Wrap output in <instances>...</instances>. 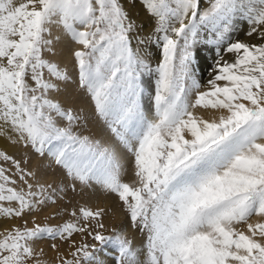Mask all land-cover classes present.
<instances>
[{
  "label": "snow or ice",
  "instance_id": "1",
  "mask_svg": "<svg viewBox=\"0 0 264 264\" xmlns=\"http://www.w3.org/2000/svg\"><path fill=\"white\" fill-rule=\"evenodd\" d=\"M125 3L0 0V221L23 220L0 227V264H51L41 240L57 264H104L109 246L114 264H264V0H141L150 31ZM240 19L254 42L233 40ZM53 25L79 45L75 82L110 139L60 99L70 76ZM9 147L60 175L42 181ZM88 191L117 197L139 245L105 234L103 208L73 203ZM48 206L69 219H23Z\"/></svg>",
  "mask_w": 264,
  "mask_h": 264
},
{
  "label": "rangeland",
  "instance_id": "2",
  "mask_svg": "<svg viewBox=\"0 0 264 264\" xmlns=\"http://www.w3.org/2000/svg\"><path fill=\"white\" fill-rule=\"evenodd\" d=\"M139 3V4H138ZM139 5V6H138ZM125 6L129 9L130 12H133L136 14V19L137 22H144L145 23V31H150L152 26V21L148 17L147 13L144 10V7L141 3V0H135L134 7L132 5L131 0H126ZM138 6V7H137ZM143 13V14H141ZM143 19V20H142ZM146 20V21H145ZM147 25V26H146ZM57 30L63 29L60 26L53 25ZM52 26V28H54ZM51 28V30H53ZM59 29V30H60ZM249 29V26L247 23L242 22L238 23L237 22V30L232 33V38L233 40L239 39L241 41H249V42H254V38H250L246 36V33ZM63 32L62 36H65L64 40L66 43V47H69L73 45V47L70 49V63L67 66L69 69L67 70L69 73V76L71 77L69 82L67 83L66 91L62 93L60 99L68 105H71L75 109H79V114L82 118L83 122V127L92 135H94L97 138H103V139H110V133L105 128L103 122L94 115L93 112V106L92 103L90 102L88 96L80 90L77 85H76V72L74 68V61L72 58V50L75 48L79 47V45H76L74 43L70 42V39L67 34L64 32V30H61ZM66 34V35H65ZM55 34L52 33L51 31V38L53 39L54 43L56 42L55 40ZM54 37V38H53ZM68 37V39H66ZM58 42H63L62 40L58 39ZM68 43L70 44L68 46ZM59 49V48H58ZM152 52L158 56V50L156 48L152 49ZM203 55L208 58L207 62L208 64L213 63L212 56L208 52H204ZM225 59L231 60L232 54L225 53L224 54ZM210 76V72L207 70H203L200 72V82L203 85L206 84L207 79ZM70 84V85H69ZM202 90L203 87H202ZM68 94V95H67ZM64 95V96H63ZM68 96V97H67ZM65 97V98H63ZM77 99V101H76ZM75 101V102H74ZM147 106V102H146ZM200 113V112H199ZM201 114V113H200ZM211 114V113H210ZM206 116V115H205ZM106 134V135H105ZM21 150V152H20ZM17 153V155H22L26 160H29V168H31L33 171L36 172L35 165H38L37 168L40 166V169L42 170V176L44 182L51 183L53 180L58 178L60 175L59 170L56 168L55 165L51 163V161L47 157H40L36 154H34L31 150H24L20 149ZM123 179L125 182H133L134 181V175L131 169V165L129 163L128 165V171L127 173L123 176ZM79 200L81 203L91 206L93 209L99 207L104 209V217H103V222L105 224V234L110 235L112 234L113 229L121 230L124 231L125 234L129 239L134 240L135 245H139L143 239L142 235L131 229L129 225V219H128V214L124 210V207L122 203L117 199V197L113 195H103L99 191L92 193L90 191L86 192L85 194L81 196H76L73 198V203H76V201ZM57 206H48L44 208L41 211H37L31 214V216H25L23 219L31 220L32 217L35 218L36 223L44 224L48 223L50 225H57L65 220L69 219V217L66 214H59L56 216V218H52L54 208ZM65 207H71V205H65ZM118 210L117 216L114 214V209ZM47 218V219H46ZM259 219V218H254V220ZM16 220V225H22L23 220L22 219H14ZM29 227L32 226V223L29 222L28 224ZM74 240L77 242L83 240H86L88 243H92L89 238L87 237H82L80 235H76L73 237ZM52 243L51 240H41L36 242V246L42 247L44 249V255L43 259L50 261L51 264H57L56 257L58 255L56 250H53L49 247V245ZM57 243H59L57 241ZM99 247V245H97ZM61 254L67 255L68 252L70 251V248L67 244H61L60 249H59ZM108 253V254H106ZM113 254L111 246L106 248L104 251H100L97 253L99 256L100 260L104 262V264H114V261L111 259V255ZM71 258V257H68Z\"/></svg>",
  "mask_w": 264,
  "mask_h": 264
},
{
  "label": "bare ground",
  "instance_id": "3",
  "mask_svg": "<svg viewBox=\"0 0 264 264\" xmlns=\"http://www.w3.org/2000/svg\"><path fill=\"white\" fill-rule=\"evenodd\" d=\"M138 1V0H137ZM139 4V3H138ZM139 6V5H138ZM137 6V7H138ZM141 14H143V13H141ZM143 20V19H142ZM146 21V20H145ZM238 23H242V22H245L244 20H242V19H240V20H238L237 21ZM246 23V22H245ZM152 24V23H151ZM57 26V25H56ZM147 26V25H146ZM54 27V26H53ZM151 28H152V26H150ZM52 28V27H51ZM53 30H51L52 31V33L53 34H55L54 36H55V40H56V42L55 43H53V47H54V49H55V51H56V53H57V55L55 56V57H53V59L55 60V61H57V62H59L60 63V65H61V67H66V68H68L67 66L69 65V63H70V49L73 47V45H72V47H71V45L68 43V46L69 47H66L65 45H66V43H65V36H62V34L63 33H61V32H63V31H61V30H63V29H56L55 27L54 28H52ZM66 35V34H65ZM67 36V35H66ZM59 38L60 40H62L63 42H58L57 41V39L56 38ZM54 38V37H53ZM66 39H68V37L66 38ZM59 48V49H58ZM74 48V47H73ZM67 70H69V69H67ZM71 78V77H70ZM68 85V84H67ZM70 85V84H69ZM62 95V94H61ZM68 95V94H67ZM64 96V95H63ZM68 97V96H67ZM63 98H65V97H63ZM66 99V98H65ZM76 101H77V99H76ZM75 102V101H74ZM198 112H200L201 114H203V115H210V113H208V112H203L202 110H198ZM106 135V134H105ZM0 144H4L5 146H7L6 145V143H5V141H3L2 139H0ZM20 149H17V148H12V147H9V151L10 152H13V153H15V154H17L18 153V151H19ZM20 152H21V150H20ZM37 166L38 165H35V168H36V174H37V177L39 178V179H41V180H43V176L41 175L42 174V170L40 169V166L37 168ZM129 183H131L130 181H129ZM114 214L117 216V214H118V210L115 208L114 209ZM16 225L17 223H16V220H14V219H12V220H3V221H0V227H3V226H5V225H7V226H11V225Z\"/></svg>",
  "mask_w": 264,
  "mask_h": 264
}]
</instances>
